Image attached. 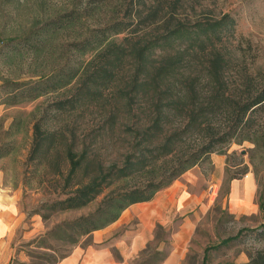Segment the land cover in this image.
Masks as SVG:
<instances>
[{
    "label": "trees",
    "instance_id": "obj_1",
    "mask_svg": "<svg viewBox=\"0 0 264 264\" xmlns=\"http://www.w3.org/2000/svg\"><path fill=\"white\" fill-rule=\"evenodd\" d=\"M183 1L121 0L112 15L101 20L102 9L110 0H78L71 11L42 25V21L36 22L23 35L0 38V43L23 42L39 53L59 30L88 18L94 20L87 34L71 43L87 59L36 79H5L0 87L6 90V102L18 104L76 83L69 97L57 101V109L98 106L109 113L110 130L123 122L134 140L121 164L105 166L91 151L90 158L87 149L77 152L74 141L65 139L63 131L43 127L42 120L34 123L29 159L39 165L48 163L55 173L63 174L59 147L65 144L64 155L71 164L63 185L71 189L64 191L66 197L47 206L52 212L82 208L106 188L124 182L106 194L89 215L59 224L53 231L57 239L76 245L82 237L117 221L132 204L152 200L212 153H224L233 142L264 145L263 133L254 126L255 115L264 113V79L255 84L256 78L246 73L233 86L230 77L236 61L230 49L236 34L235 17L226 13L219 18L186 19L181 16ZM220 112L229 119L224 130L215 125ZM190 139L197 142L182 152V144ZM81 168L89 178L75 182ZM138 176L144 181L129 183ZM259 206L264 211V201ZM246 231L264 241L263 221L257 227L240 229L222 243L239 240ZM161 253L156 250L154 259L164 260L165 255L158 257ZM241 264H264V248L250 253L249 260Z\"/></svg>",
    "mask_w": 264,
    "mask_h": 264
},
{
    "label": "rangeland",
    "instance_id": "obj_2",
    "mask_svg": "<svg viewBox=\"0 0 264 264\" xmlns=\"http://www.w3.org/2000/svg\"><path fill=\"white\" fill-rule=\"evenodd\" d=\"M120 3L121 0H110L99 18L108 19L112 9ZM77 4L78 0H0V38L23 35L36 22L42 21V25L52 17L71 11ZM226 13L237 21L236 34L230 45L236 56L230 70L232 85H238L246 73L253 75L255 84H259L264 79V0H184L181 10V16L190 20L219 18ZM93 23L94 20L88 18L59 30L39 53L28 49L23 42H1L0 85L5 79H36L37 75L71 67L80 59H87L88 56H79L71 43L85 36ZM122 37L120 35L119 39ZM76 85L18 104L6 102V90L0 87V198L9 199L13 207L12 216L6 220L0 217V223L8 227L5 231L0 225L1 264H57L76 246L102 249L112 240L138 230L139 222L134 218L109 233L101 243H96L92 234L82 237L76 245L57 239L53 233L59 224L95 211L104 196L124 182L119 181L106 188L82 208L52 212L47 206L66 197L64 191L71 189L63 187L71 164L64 155L65 144L59 147L63 174L55 173L48 163L39 165L29 159L34 123L42 120L43 127L63 131L65 139L74 141L77 152L87 149L89 158L91 151L105 166L115 162L121 164L134 144L123 122L113 130L109 129L106 120L109 113L98 106L86 104L72 111L57 109V101L69 97ZM140 116L145 118L146 113H140ZM228 124L227 114L220 112L215 120L216 127L224 130ZM254 126L264 136V113L255 115ZM196 142L193 139L184 142L181 151ZM224 149V153H212L169 187L160 190L173 187L203 195L205 202L209 200L207 209L196 208V229L183 264H241L243 258L249 259L250 253L264 248V241L247 231L239 240L222 243L223 239L237 234L240 229L254 228L264 221V211L259 206L264 201V145L257 146L252 141L233 142ZM86 174V170L81 168L74 181L86 182L89 178ZM144 179L142 176L133 177L129 183ZM235 181L240 183L239 189L234 187ZM182 218L184 216H178L176 220ZM159 226L155 228L154 239L128 264H144L149 260L158 264L160 260L153 257L156 250L162 252L158 257L166 256L172 228ZM112 254L121 259L118 250L112 249Z\"/></svg>",
    "mask_w": 264,
    "mask_h": 264
},
{
    "label": "crops",
    "instance_id": "obj_3",
    "mask_svg": "<svg viewBox=\"0 0 264 264\" xmlns=\"http://www.w3.org/2000/svg\"><path fill=\"white\" fill-rule=\"evenodd\" d=\"M239 189L240 183H233ZM203 195H196L180 189H167L158 192L156 196L146 202H138L129 206L120 218L104 229L94 231V241L101 243L104 238L119 229L133 219H137L139 227L137 231H130L124 236L112 240L102 249H90L76 246L63 257L57 264H128L147 244L154 239L156 226H169L172 228L171 243L164 260L158 264H183L188 255V245L196 229L198 220L197 207L207 209ZM12 202L9 199L0 198V217L6 220L12 216ZM178 216H184L176 220ZM2 229L7 230L5 223H0ZM112 249L119 251L121 259H116ZM247 262L249 259H242ZM1 264V263H0Z\"/></svg>",
    "mask_w": 264,
    "mask_h": 264
}]
</instances>
